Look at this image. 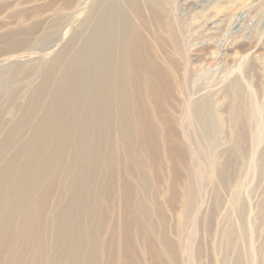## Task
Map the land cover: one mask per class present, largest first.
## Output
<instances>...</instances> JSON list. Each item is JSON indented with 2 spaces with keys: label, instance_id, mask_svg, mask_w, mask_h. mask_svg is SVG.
Wrapping results in <instances>:
<instances>
[{
  "label": "rangeland",
  "instance_id": "1",
  "mask_svg": "<svg viewBox=\"0 0 264 264\" xmlns=\"http://www.w3.org/2000/svg\"><path fill=\"white\" fill-rule=\"evenodd\" d=\"M58 1L21 0L17 10L21 23H44L30 34L16 35L23 52L56 58L42 65L53 77L41 90L36 84L43 76L31 77L35 93L42 91L49 107L38 104L16 124L15 146L7 141V132L0 135V188L6 189L8 211L0 229L20 234L17 223L24 218L28 228L8 238L10 243L0 241V264H264V0H143V23L120 0L130 25L146 28L156 51L168 57V65H176L169 69L172 76L184 75L183 94L160 100L180 121L174 134L167 141L155 135L145 148L142 133H135L134 150L142 167L131 172L123 168L118 135L105 128L99 99L91 96L88 84L99 90L101 83L99 70L83 61L81 11L70 15L76 33L70 40H64L67 19L51 25L40 18L56 9ZM0 40L5 54L9 46L4 37ZM26 82L15 86L16 95L3 111L14 119L31 103L16 102L29 95ZM235 97L244 102L251 98L257 116L249 117V108L241 106L235 120ZM197 100H206L216 124L212 131L200 129L203 135L195 118H183ZM156 104H151L153 110ZM201 169L208 175L203 177ZM199 181L200 196L191 189ZM124 184L128 189L123 192ZM26 198L25 211L18 201ZM64 223H71V229ZM166 242L172 255L162 253ZM17 246L21 259L18 252V260L10 262Z\"/></svg>",
  "mask_w": 264,
  "mask_h": 264
},
{
  "label": "bare ground",
  "instance_id": "2",
  "mask_svg": "<svg viewBox=\"0 0 264 264\" xmlns=\"http://www.w3.org/2000/svg\"><path fill=\"white\" fill-rule=\"evenodd\" d=\"M20 1L21 0H0V37H4L7 41H5L6 45L9 46L7 47L8 50H6V55L4 52H0V97L3 98V100H0V102L3 101L0 103V135L7 132V141H9V143L11 142L12 146H15L14 144L16 141L11 139L17 133L19 134L20 131L15 128L16 124L23 118V116L27 115L30 117L31 114L35 112V109L40 103L45 107H49V98H42L40 95L42 91L39 93V91L36 90L35 93V88L37 87L41 90L45 86L46 79L50 78V76L53 77L51 72H47L45 69L41 68H43L42 65H47L56 58V54H34L29 53L28 51L23 52L24 44L18 43L16 35L24 36L25 34H30V32L36 27H44V23L40 22L38 19H36V21L31 20L27 23H21L18 19L16 20V17L19 14V11L17 10L21 8L20 5L22 4ZM124 2L132 6L133 14L136 16L139 22L143 23V0H124ZM43 4L45 3H42V5ZM57 5H59V7H57ZM57 5L56 9H54L51 13L40 15V18L46 22H51V25L62 23L65 21V19H67L70 24L67 26L64 32V34H66L64 40H70L72 35L75 33L73 27L75 25L74 18H72L73 16L70 15L76 12V10L78 12L81 11L77 15V20L79 23H81V28L83 31L79 33V36L83 39V43L81 44V48L84 49L85 54L83 61L86 65H91L93 68L99 70V75L97 76L99 82L101 83V88H99V90L91 87L92 83L88 84V86H90L91 96L92 98L95 97L99 99L102 122L105 128L115 132L116 135H118L120 142L119 144L124 155L122 159L124 160L123 168L126 171L129 170L130 172L137 170L142 167V161L134 150V134L142 133V145L145 148L148 145L150 146L153 144L150 141L155 138V135H157V139L161 141H167V138L172 137L174 134V129H176L178 126L176 122L180 123V121L177 119L178 117L176 118L172 112H168L163 108V103L160 102V100H167L169 96L171 97L177 94H183L184 91L182 92L180 84L181 79H184V75L183 77L177 76L175 78L172 76L169 69H177L176 65H168V57H163L161 53L156 51V49L153 47V44L150 42L149 32L144 30L146 28L141 27L140 25H130L129 21L125 17L126 14L120 0L119 2L116 0H60L58 1ZM46 7H39L38 10L43 11ZM149 13L152 14L150 10ZM10 19H14L13 23H9L12 25L7 24V21ZM0 42L2 41L0 40ZM74 44H76L77 47H80L79 44ZM9 50L10 52L8 54L7 51ZM19 59H21V61L17 63ZM164 63L167 65H163ZM10 65H17L16 67L18 68L15 70H10ZM38 74L42 75V78L44 79H41V81L36 84L38 86L34 87L31 77H36ZM93 74L90 77L91 79H93ZM8 79H11V81ZM21 79L24 80V82L27 81L24 87L27 88V93L29 95L27 97L25 96L23 101L16 102L20 105L23 103H31L29 105H25V112L21 116H18V118L14 119L12 116L10 117L8 113H4L3 111L6 109V106L11 101H13V97L16 95V90L14 89H17L15 86L20 84L22 81ZM57 79L59 80L58 76ZM73 83H76V81H73ZM152 103H154V105L158 103L156 104L157 108L154 110L152 108L153 106L151 107ZM195 103V105L193 103L195 106L193 110L194 113L193 111L187 112L186 108V110L184 109L185 112L183 114V118H195L197 122L196 126L199 129L197 130L200 133V129H202V131H208V129L215 128L216 124L214 125V123H212L213 112L206 103V100L202 101L201 103L197 100ZM189 105L191 106V104ZM232 106V116L235 120L238 118L235 116V114L237 115L240 113L239 111H241V106L242 108L245 106V109L246 107L249 108V117L253 118L257 116V105L254 104L251 98H247L244 102L242 98L235 97ZM176 109L174 110L176 111ZM242 113L243 111L241 114ZM245 113L247 115V112ZM35 127L37 130V128H39V124H36ZM181 138L182 137H180V139ZM254 138H257L256 134H254ZM174 139L171 140L174 142ZM177 139H175V141ZM170 141H168L169 144L175 149L172 147L171 148L176 150V144H174L175 142L173 143ZM25 142L26 146L32 144L29 141ZM3 143V145L6 147V138L4 139ZM156 146L158 145L156 144L155 148ZM184 149L187 148L185 147ZM177 152L180 153L178 149ZM155 155L158 156L156 150ZM151 156H153V151ZM122 160L120 162H122ZM201 171L203 172L201 174L203 177L208 175L207 170L201 169ZM210 173L211 171L209 174ZM137 181L140 182V184H146L145 180H143L144 182L140 179ZM124 182L126 183V181ZM126 184H124L125 188L123 187V190L121 191L124 192L128 189ZM200 184H202L201 181H199L193 187L192 182H188V191L191 193V186L193 187L191 188L192 190H195V188L197 190ZM197 193L200 196L199 190H197ZM3 198H6V189L2 190L0 188V225L6 224V214L8 215V211L6 213L7 209ZM24 202H28V198L18 201V205H23V208H21L22 210L26 211L28 203ZM184 203L185 207L181 209V212L185 214L187 210H189V199L187 198L186 202H183V204ZM136 207L139 215L142 216L144 211L142 209L139 210L137 205ZM157 212V214L160 216L159 218L163 217V212H161L160 209L157 208ZM184 217L187 218L185 215ZM65 224L66 223H64V225ZM69 225L71 226L72 224H66V227L69 228ZM195 225L197 224L195 223ZM71 227L69 229H71ZM17 228L20 230V234L27 232L28 228L26 227L25 218L21 223H17ZM20 234L16 232V229L14 230L13 234V232L10 231V228L7 230L5 226L4 228L0 229V241H6V244L10 243L8 238L12 240L13 237H19ZM126 241H129L128 243L130 245L129 236L127 237ZM169 247L167 244V247L164 246L162 250V253L166 256H168V254L172 255L170 251L171 247ZM19 251L20 250L17 246V248H15L16 253L11 255L10 259L8 260L11 262L17 261L18 258L21 259V253ZM18 252L19 257L17 258L16 256ZM183 252H185L188 257H190L192 254V252L190 254L189 249L186 248L183 250ZM30 264H35V261H32Z\"/></svg>",
  "mask_w": 264,
  "mask_h": 264
}]
</instances>
